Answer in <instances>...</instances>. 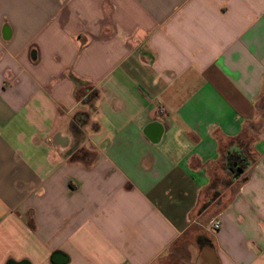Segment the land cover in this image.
Listing matches in <instances>:
<instances>
[{
    "label": "crops",
    "instance_id": "crops-1",
    "mask_svg": "<svg viewBox=\"0 0 264 264\" xmlns=\"http://www.w3.org/2000/svg\"><path fill=\"white\" fill-rule=\"evenodd\" d=\"M0 264H264V0H0Z\"/></svg>",
    "mask_w": 264,
    "mask_h": 264
},
{
    "label": "trees",
    "instance_id": "trees-1",
    "mask_svg": "<svg viewBox=\"0 0 264 264\" xmlns=\"http://www.w3.org/2000/svg\"><path fill=\"white\" fill-rule=\"evenodd\" d=\"M93 98V92L89 93L88 97L85 98V102L90 104L91 100ZM83 117H87L86 113H77L75 118L76 120L81 121V124H83L85 122V119L82 120ZM228 166L227 167H231V170L234 174H238V173H242L243 170L249 165V161L247 160V157L243 154L241 158L237 159V161L235 162V166H230V162H228Z\"/></svg>",
    "mask_w": 264,
    "mask_h": 264
},
{
    "label": "built area",
    "instance_id": "built-area-1",
    "mask_svg": "<svg viewBox=\"0 0 264 264\" xmlns=\"http://www.w3.org/2000/svg\"><path fill=\"white\" fill-rule=\"evenodd\" d=\"M165 113H166V109H165V107L163 105L156 106V108L154 110V114H156V116L163 117L165 115ZM214 227L217 228L218 224L215 223Z\"/></svg>",
    "mask_w": 264,
    "mask_h": 264
}]
</instances>
